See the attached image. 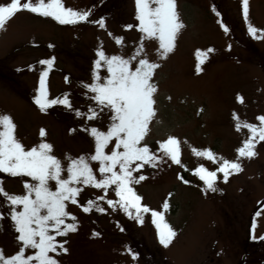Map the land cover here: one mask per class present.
<instances>
[{
  "label": "rangeland",
  "instance_id": "rangeland-1",
  "mask_svg": "<svg viewBox=\"0 0 264 264\" xmlns=\"http://www.w3.org/2000/svg\"><path fill=\"white\" fill-rule=\"evenodd\" d=\"M8 2L0 0V4ZM175 2L184 24L175 50L166 60H160L158 41L143 42L147 58L161 65L154 76L158 85L157 115L145 142L157 155H163L158 141L169 136L178 138L181 163L165 157L158 167L145 165L134 175L143 174L147 179L133 187L143 198V205L164 212L176 236L167 248L163 247L150 213L143 214V223H137L118 205L116 210L107 205V199L118 200L114 187L105 194L103 190L79 185L82 191L77 196L78 203L66 202V210L77 217V230L57 237L66 241L68 250L55 256L59 264H264V240L259 239L264 236V141L256 144L254 157L239 158L243 170L230 174L227 182L223 173L217 171L223 160H237V149L250 135L245 128L236 130L234 114L241 122L257 125V117L264 115V0H248L247 23L241 0ZM63 3L75 10H91L89 21L60 25L51 18L20 11L0 31V114L12 117L16 136L26 149L41 142L50 143L52 154L66 168V155L76 158L94 153V140L84 128L107 131L110 123L107 110L93 120L86 115L77 116L74 111L87 114L88 108L95 106L88 98L92 94L81 85L92 82L96 51L102 48L109 56L128 57L139 46L142 34L136 27H126L139 23L135 19V0ZM101 18L105 20L104 28L93 22ZM248 23L260 30L257 38L249 35ZM221 24L228 27L227 33ZM115 37H123L120 45ZM198 52L204 60L199 74ZM53 57L46 78L48 98L67 94L71 109L56 105L41 112L34 98L40 74L47 65L39 61ZM100 74L106 76V69H101ZM238 96L243 103L238 102ZM41 129L46 132L44 137L40 136ZM193 149L211 150L215 162L195 155ZM91 166L99 178L98 162ZM199 166L217 171V191H204L203 182L194 175ZM182 172L189 183L179 179ZM62 175L67 177V172ZM28 179L0 173V182L13 194H23V182ZM105 195V200H97ZM89 200L96 201L105 211L93 208L89 213L83 212L81 205L86 206ZM165 201L170 206L167 211L162 207ZM0 213V249L11 256L20 245L9 206L2 199ZM33 251L26 250V255Z\"/></svg>",
  "mask_w": 264,
  "mask_h": 264
},
{
  "label": "snow or ice",
  "instance_id": "snow-or-ice-1",
  "mask_svg": "<svg viewBox=\"0 0 264 264\" xmlns=\"http://www.w3.org/2000/svg\"><path fill=\"white\" fill-rule=\"evenodd\" d=\"M242 15L248 22V0H241ZM28 11L35 15L51 18L60 25H77L88 22L92 14L91 10H75L66 7L63 0H10L0 4V31L6 29V23L18 12ZM135 19L137 25H127V28L136 27L142 34L139 46L134 52L125 57L123 55H107L102 48L96 51L97 59L94 61L92 82L82 83L86 92L92 95L88 97L94 102V107H89L87 114L74 110L77 116H84L88 120L96 119L99 113L110 114L107 131L97 127L84 128L94 140L95 150L93 154L81 155L73 158L65 157L69 162L65 168L62 161L53 155V145L41 142L36 146L26 149L24 144L16 136V124L9 114H0V173L11 177H27L23 182L24 193L13 194L5 190L0 182V199L9 206L10 218L13 227L18 233L19 251L11 256H6L0 249V264H59L55 256L67 253L64 244L57 237H66L77 230V217L69 213L66 202L77 204V196L82 191L79 185L91 186L103 190L105 194L109 188L114 187L118 200L107 199V205L124 212L130 219L137 223H143V214L150 213L152 223L157 230L160 245L167 248L176 232L165 220L164 212L156 211L141 203L142 197L135 191L133 185L147 179L143 174L134 175L145 165L158 167L167 157L175 164H180V141L169 136L166 140L158 141L159 151L163 155H157L145 142L150 133V125L154 121L156 110V94L158 85L154 82L156 70L161 67L157 62L147 58L144 51V40L158 41L157 55L160 60H166L176 47V38L184 24L180 20L176 9L175 0H135ZM97 23L99 27H105V20L101 18ZM224 32L228 27L221 24ZM249 35L257 38L260 31L250 23L247 27ZM109 35H112L109 33ZM123 37H115V42L120 45ZM52 47V45H49ZM208 52L214 51L208 49ZM196 71L199 74L200 65L204 62L201 54L197 55ZM47 68L41 72L39 88L34 98V103L41 112L56 105H62L71 109L67 94L63 98L49 99L46 88V78L54 63V57L39 61ZM101 69H106L107 75L100 74ZM67 82L68 78L65 77ZM238 102L243 103L242 97H237ZM202 111V109H201ZM237 131L245 128L250 133L242 146L237 149L236 161L223 160L217 171L223 173L225 182L230 174L241 172L242 166L239 158L251 159L256 155L255 147L260 141H264V115L258 116L259 125L241 122L234 114ZM46 132L41 129L40 136ZM114 146L110 151V145ZM197 156L206 157L215 162V155L211 150L197 151ZM92 162H98L97 178ZM67 172V177L62 174ZM217 171H209L203 166L194 170L204 184V191H217L215 181ZM183 180V177H179ZM54 182V189L52 187ZM184 183L189 181L184 180ZM171 195V194H169ZM105 196L97 197V200H105ZM82 211L89 213L96 211L103 213L105 209L96 201L89 200L87 205H81ZM163 209H169V203L165 201ZM0 219L3 214L0 213ZM71 221V222H69ZM256 224L253 223V238ZM98 235V233H94ZM264 240V236L259 237ZM34 250L26 255V250ZM133 259H137L134 253ZM54 254V255H53Z\"/></svg>",
  "mask_w": 264,
  "mask_h": 264
},
{
  "label": "trees",
  "instance_id": "trees-1",
  "mask_svg": "<svg viewBox=\"0 0 264 264\" xmlns=\"http://www.w3.org/2000/svg\"><path fill=\"white\" fill-rule=\"evenodd\" d=\"M181 176L183 177V180H182V181H184V180H185V179H184L185 176H184L183 172H182Z\"/></svg>",
  "mask_w": 264,
  "mask_h": 264
}]
</instances>
